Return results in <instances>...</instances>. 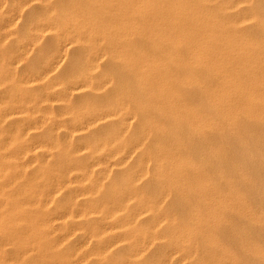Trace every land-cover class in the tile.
Segmentation results:
<instances>
[{
    "label": "bare ground",
    "instance_id": "6f19581e",
    "mask_svg": "<svg viewBox=\"0 0 264 264\" xmlns=\"http://www.w3.org/2000/svg\"><path fill=\"white\" fill-rule=\"evenodd\" d=\"M34 1L39 5L46 2L16 0V6L22 11ZM193 2L188 1L187 11L198 23L193 16ZM239 3L243 5L241 9H237ZM229 8L240 12L225 18L212 14L204 17L199 31L180 29L176 24L171 39L161 36V42L171 47L154 46L149 51L147 45L142 47V42L150 45L147 37L151 34L143 32L140 21L108 20L77 10L57 13L54 7L46 5L45 16L27 22L33 36L41 37L48 31L56 37L55 48L45 53L40 76L63 66L60 51L77 49L85 53L73 57L75 63L61 67L55 83L47 82V90L54 91L52 97L44 93L36 98L24 94L18 102L0 104V264H70L68 255L60 251L59 242L53 241L52 233L55 221L59 222L55 230H59L65 225L63 220L74 215L55 202L56 184L44 166L48 156L45 145L27 140L26 132L34 128L31 125L9 130L2 125L6 116L28 114L26 104L35 105L31 111L34 113L39 109L37 104L66 102L68 90L79 97H90L82 100L81 116L71 131L86 130L82 133L85 135L96 128H106L101 137L93 140V162L89 166L100 165L105 171L108 165L97 161V154L108 162L126 159L152 137L154 149L141 153L137 172L151 159L158 165L198 155L209 163L201 173L205 174L203 177L214 171L225 179L231 171L251 190L264 191L262 181L258 185L259 167L264 173V0H233V6H224L223 10ZM101 60L108 63L107 70L99 78L90 76ZM118 65L122 71L116 69ZM1 76L0 69V85L4 83ZM30 81L27 76L24 82ZM138 118L143 122L136 139L131 141L126 136L132 120ZM185 131L190 136L183 135ZM162 136L172 140L171 148L157 142ZM211 138L220 140L218 147L215 144L216 148L213 147ZM51 144L59 147L56 139ZM187 145L188 149L193 146V152L189 153ZM13 146L16 151L10 152ZM37 149H44V160L37 162L36 172L25 182L27 166L22 159ZM82 149L89 150V144L78 150ZM216 162L220 163L217 167L213 166ZM170 170L178 172L181 168L173 166ZM262 172L260 175L264 176ZM123 201L118 199L119 205L106 208L101 218L114 217L117 211H122ZM137 202L140 210H150L140 194ZM51 205L52 210H48ZM239 214L253 227L260 222L249 210L242 209ZM251 246L250 254L263 261V251ZM6 247L10 248V254L6 253Z\"/></svg>",
    "mask_w": 264,
    "mask_h": 264
},
{
    "label": "rangeland",
    "instance_id": "374dc122",
    "mask_svg": "<svg viewBox=\"0 0 264 264\" xmlns=\"http://www.w3.org/2000/svg\"><path fill=\"white\" fill-rule=\"evenodd\" d=\"M188 1L46 0L43 5L30 2L20 11L16 0H1L0 69L4 83L0 85V104L18 102L20 95L24 94L36 98L44 93L52 97L54 91L47 90V82L55 83L57 71L70 62L75 63L71 60L73 57L85 53V50L77 49L60 51L63 55L60 64L63 66L46 76L39 75L45 53L55 48L56 37L48 31L41 37L33 36L27 29V22L45 16L46 5L54 7L57 13L70 14L77 10L108 20L126 18L140 21L143 32L151 34L147 37L150 45L147 41L142 42L143 48L147 45V51L154 46L170 48L171 45L162 43L161 38L167 36L171 39L176 24L180 29L199 31L204 17L211 14L232 17L240 12L237 9L243 7L239 3L237 9L223 10L224 6H233V0H194L193 16L200 21L197 23L187 11ZM11 18H15L14 21L11 22ZM152 35L154 37L150 39ZM183 51L179 49L180 53ZM120 66L116 69L122 71ZM107 67L108 63L101 60L90 76L99 78ZM27 76L32 81L24 82ZM71 92L67 91L66 102L37 104L39 109L34 113L31 111L35 105L26 104L30 111L28 114L6 116L2 124L5 130L31 125L34 128L26 132L27 140L45 145L48 153L45 160L42 157L44 149L32 150L23 157L22 161L27 166L25 182L36 172L37 162L43 159L47 175L56 184L55 202L69 208L74 215L64 219L65 225L59 230H55L59 224L55 221V232L52 233L53 241L59 242L60 251L68 255L70 264H264V258L262 261L250 254L251 245L264 253V191L251 190L231 171L225 179L214 171L203 177L205 174L201 173L209 163L198 155L190 160L183 157L179 161L160 162L159 166L151 159L137 172L141 153L154 149L156 143L152 137L126 159L108 162L104 161L103 155L97 154V161L108 165L105 171L100 165L89 166L93 162V140L101 137L106 128H96L85 135L82 133L86 130L71 131L81 116L82 100L90 98ZM142 122L141 118L132 120L126 136L128 139H136ZM184 134L188 136L189 132ZM54 139L59 142V147L52 146ZM158 140L170 148L173 144L168 136L158 137ZM211 140L214 148L219 146L220 140ZM86 143L89 150H78ZM188 145L186 149L193 152L194 145H190L191 149ZM198 146L194 147L200 148ZM15 151L16 147L10 148V152ZM218 165L213 163L215 167ZM173 166L181 170L171 172L170 167ZM259 169L261 174L263 170ZM260 174L258 185L261 181L264 184V176ZM130 180L132 184L127 185ZM139 194L149 204L150 210H140ZM121 198L124 199V209L103 220L101 216L105 209L119 205L117 201ZM242 203L245 206H241ZM53 205L48 210H52ZM241 208L258 217L259 224L253 227L240 216ZM5 250L10 254L9 247Z\"/></svg>",
    "mask_w": 264,
    "mask_h": 264
}]
</instances>
